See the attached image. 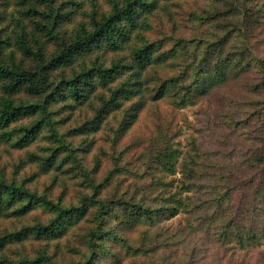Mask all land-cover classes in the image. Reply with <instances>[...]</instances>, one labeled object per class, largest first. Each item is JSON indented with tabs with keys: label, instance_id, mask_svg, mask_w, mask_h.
Listing matches in <instances>:
<instances>
[{
	"label": "rangeland",
	"instance_id": "rangeland-1",
	"mask_svg": "<svg viewBox=\"0 0 264 264\" xmlns=\"http://www.w3.org/2000/svg\"><path fill=\"white\" fill-rule=\"evenodd\" d=\"M248 3H259L263 7L258 26L251 32L242 30L228 33L223 54L249 51L251 58L259 62L249 66L240 78L223 77L220 85L199 97L194 104L175 107L171 103V94L153 98L164 79L182 71V65L173 68V63H168L149 71L151 77L144 92L145 108L122 134L116 131L122 117L119 111L101 119L99 129L87 131L83 135L75 133L74 129L84 124L88 128L94 126L91 120L95 117V108L99 106L97 101L93 106L84 104L72 108L62 101L50 106L54 112L51 119L57 132L71 143L77 158L74 164L70 156L63 167L78 166V171L82 168V172L99 184L97 199L119 198L154 205L156 196H160L158 192L168 196L169 192L191 186L190 192L183 193V196L188 194L192 199L193 213L190 215L181 211L176 217L154 228L142 224L130 231L120 230L118 219L110 220V224L103 229L110 233L106 244L112 252H117L121 264H264V239L256 247L231 254L216 243L219 233L213 225L216 200L219 196L222 198L224 193L228 197L222 199L221 209L227 214L234 213L241 202H254L253 192L243 189L240 193L239 185L248 186L255 180L256 171L245 159L264 144V0H248ZM29 4L35 6L42 15H25ZM108 9L107 0H46L42 3L38 0H0L2 36L9 38L4 55L7 57L9 52L14 51L15 58L20 57L13 45L14 32L19 31L17 22L24 24L31 44L34 45L33 40L38 41L45 53L50 54L57 49L59 39L46 36L35 26L34 21L46 23L44 14L48 16L52 13L55 16L56 11H59L62 16L67 13V18L58 22L57 31L60 37L68 38L78 24H87L94 10ZM221 9V0H159L158 8L149 18L150 28L145 36L149 42L165 43L164 48H170L174 38L183 37L191 40L188 49L192 52V45L197 40L206 44L216 39L221 35L218 24L233 23L238 15L222 18L220 23L216 20V26L210 21H195L190 13H201L204 18H208V14ZM98 54L99 60L105 63L112 56L106 52ZM13 98L16 101H38L37 97L24 92ZM36 116L22 117L13 123L11 127L15 128L14 133L29 126ZM14 139H0V178L2 176L7 180L22 182L31 191L45 194L53 201L60 198L65 205H77L84 195H91L94 191L81 175L82 172L75 173L74 177H71L72 172L65 175L61 169L55 168L43 173L39 165L42 160L39 158H45L50 148L58 145L52 140L47 126L42 127L36 139L23 148L13 146ZM166 145L171 150L176 149L179 154L172 175L161 171L155 158L157 150ZM190 154L195 157L192 167L185 163V156ZM67 155L65 151L60 154L61 157ZM193 170L197 176L183 183L184 176ZM32 174L36 175L30 180ZM158 180L162 185L157 188ZM95 209L96 205H93L92 212ZM50 216V213L36 205L23 217L0 218V232L20 230L37 222L45 223ZM93 217L91 213L73 227L66 238L58 241L59 248L54 247L56 241L28 238L21 243L7 245L3 255L10 260H18L21 257L36 258L44 251L58 262H77L87 250L79 238L84 239L85 234L96 227ZM113 234L127 238L141 255L135 257L125 254L119 246L120 242L112 239ZM155 244L159 246V253L153 256V263L147 256ZM106 262L109 264L111 259Z\"/></svg>",
	"mask_w": 264,
	"mask_h": 264
},
{
	"label": "trees",
	"instance_id": "trees-1",
	"mask_svg": "<svg viewBox=\"0 0 264 264\" xmlns=\"http://www.w3.org/2000/svg\"><path fill=\"white\" fill-rule=\"evenodd\" d=\"M24 1V0H23ZM43 2L46 0H38ZM109 9L107 11L94 10L87 24L80 23L68 38L60 37L58 33V22L67 18V13L62 16L56 11L44 17L46 23L34 21L35 26L43 33L54 39H59L57 49L47 54L41 48L38 41L33 44L28 40L24 24L17 22L18 30L14 32V48L20 57L15 58L14 51L4 55L9 38L3 37V29L0 27V139L9 141L15 137L13 146L23 148L33 142L42 127L47 126L51 132V138L58 145L50 148V153L45 158H39L43 173L52 168L61 169L62 174L82 172L76 170L78 166L64 168L71 156V162L77 161L74 148L70 142H66L60 135L52 122L51 116L54 112L50 106L60 101L65 105L82 106L84 104L95 106V117L91 120L92 128L80 126L75 133L83 135L87 131L99 129L100 120L106 118L109 113L119 111L122 117L118 122L116 131L124 133L136 120L139 113L145 108L146 98L144 92L148 87L149 71L164 64L173 63V68L182 65L179 74L168 76L157 88L154 99L171 94L172 104L175 107H183L194 104L195 101L206 95L215 86L221 84L225 76L240 78L246 69L254 61L248 52H228L223 54L224 43L230 32L254 31L260 21L263 7L259 3H248V0H221V11L203 15L191 12L195 21H210L217 24L222 18L225 19L238 15L236 21L218 24L221 32L216 39L204 44L197 40L192 45V52L188 49L191 40L183 37L174 38L170 48L161 41L149 42L145 32L150 28L149 18L158 8L159 0H107ZM54 12V9H51ZM25 15L41 14L35 6L29 4ZM19 21V20H18ZM97 52V53H95ZM110 53L112 56L107 63L100 61V54ZM94 58H91L93 57ZM191 61V62H190ZM208 61V62H207ZM234 62V63H233ZM263 64V63H262ZM233 66V68H232ZM185 67V68H184ZM56 71L58 74H55ZM68 72V73H67ZM234 75V76H232ZM26 93L38 98V101L26 102L16 101L13 96L18 93ZM69 102H71L69 104ZM68 103V104H66ZM264 109V108H263ZM33 122L22 127L19 132L14 133L15 128L11 125L22 117L35 116ZM92 129V130H89ZM170 146L157 150V167L169 174H174L175 162L179 156L178 151L169 149ZM65 151L68 155L61 157ZM38 158V157H37ZM38 160V161H39ZM70 161V160H69ZM255 169V180L248 186H240L253 192L252 203L241 202L234 213L227 214L222 208V199L228 197L224 193L217 198L215 218L213 225L219 233L216 243L220 244L225 252L236 254L252 247L260 245L264 239V144L259 150H253L245 159ZM185 163L194 166L195 157L185 156ZM78 165V164H77ZM186 170V167H184ZM76 170V171H75ZM37 174V173H36ZM36 174L29 179L33 180ZM112 172L109 173L111 176ZM91 188V195H84L77 205H65L59 198L56 201L49 199L45 194L31 191L14 179L0 178V218L28 215L36 206L42 207L45 212L50 213L49 220L45 223L37 222L27 225L20 230L0 232V264H121L117 252H112L106 244L110 233L103 230L110 224V220L118 219L120 230L130 231L141 226L148 225L156 227L163 221L176 217L181 211L192 214L193 203L191 196H183L186 191H191V186H184L179 190L169 192L168 196H162L158 192L154 205L144 201H133L126 199H97L96 194L99 184L93 182L90 176L82 172ZM197 174L193 170L187 173L182 180L194 179ZM56 181V178L54 179ZM174 182V179H173ZM171 183V182H170ZM162 185L157 181V188ZM168 185V184H167ZM167 194V192L165 193ZM188 201V202H186ZM96 205L92 212L91 207ZM93 213L95 228H91L85 238L81 239L87 247L81 260L74 263L58 262L44 251L36 258L21 257L18 260H10L3 255L5 247L12 243H21L28 238L46 242L56 241L55 248H59L58 241L67 237L73 227L78 225L87 215ZM220 221V222H219ZM248 221V223H247ZM183 229L182 231H184ZM148 237V235H147ZM125 254L132 256L141 255L133 247V244L124 237L112 235ZM173 244V242H172ZM171 244V246H172ZM159 253V246L149 250L152 262L154 255ZM154 263V262H153Z\"/></svg>",
	"mask_w": 264,
	"mask_h": 264
}]
</instances>
